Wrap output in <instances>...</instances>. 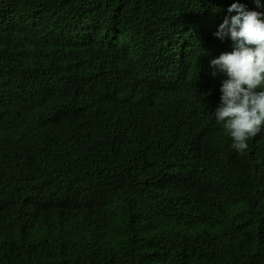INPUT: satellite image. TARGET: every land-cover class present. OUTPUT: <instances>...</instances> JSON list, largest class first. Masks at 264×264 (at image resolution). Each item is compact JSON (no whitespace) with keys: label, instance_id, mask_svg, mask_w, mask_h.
I'll list each match as a JSON object with an SVG mask.
<instances>
[{"label":"trees","instance_id":"trees-1","mask_svg":"<svg viewBox=\"0 0 264 264\" xmlns=\"http://www.w3.org/2000/svg\"><path fill=\"white\" fill-rule=\"evenodd\" d=\"M45 1L0 0V264H264V136L232 148L208 67L231 4L264 8L94 0L87 39ZM59 67L96 108L70 119Z\"/></svg>","mask_w":264,"mask_h":264},{"label":"clouds","instance_id":"clouds-1","mask_svg":"<svg viewBox=\"0 0 264 264\" xmlns=\"http://www.w3.org/2000/svg\"><path fill=\"white\" fill-rule=\"evenodd\" d=\"M56 1H45L44 4H47L46 8L49 9L50 4ZM77 1L80 7L78 8L79 26L82 31L80 37L88 39L89 29L94 21L91 15L93 9L91 3L94 0ZM253 2L258 9L264 8L261 0ZM227 11L236 14L225 17L218 26L214 36L221 40V44L215 58L210 57L208 60V67L213 69L211 75L216 77L217 85L214 90L216 108L213 107L212 115L215 123H219L221 129L231 137L232 148L238 153H243L248 148L247 142L251 138L256 135L264 136V11H249L239 2L232 3ZM2 25L0 24V27ZM212 26H208V29H213ZM164 62L173 70V62L170 59L165 58ZM139 73L140 70L137 68L132 74ZM79 81L81 84L84 82L82 72L79 74ZM49 83L66 90L68 108L73 111L70 119H75L77 115H85L90 109L96 108V104L88 100L83 106L77 107L68 103L71 99L81 98L83 88L71 89L69 79L62 74L60 67L50 72ZM44 101L52 110L51 103L46 99ZM6 128L15 133L19 129L18 119H3L0 134ZM122 244L126 259H134L125 249V245L133 247L132 239L126 244L123 240Z\"/></svg>","mask_w":264,"mask_h":264},{"label":"bare ground","instance_id":"bare-ground-1","mask_svg":"<svg viewBox=\"0 0 264 264\" xmlns=\"http://www.w3.org/2000/svg\"><path fill=\"white\" fill-rule=\"evenodd\" d=\"M6 152H8V151H6ZM8 153H10V151L8 152ZM23 156V155H22ZM16 158V157H15ZM21 158V157H20Z\"/></svg>","mask_w":264,"mask_h":264}]
</instances>
